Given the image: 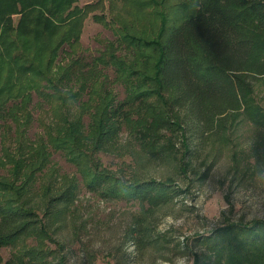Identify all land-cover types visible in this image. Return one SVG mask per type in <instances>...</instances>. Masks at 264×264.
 Returning <instances> with one entry per match:
<instances>
[{
	"label": "trees",
	"instance_id": "trees-1",
	"mask_svg": "<svg viewBox=\"0 0 264 264\" xmlns=\"http://www.w3.org/2000/svg\"><path fill=\"white\" fill-rule=\"evenodd\" d=\"M108 3L124 5L126 14L108 18L92 14L112 30L115 44L96 55L87 71L74 56L83 21L94 4L0 0V119L10 116L17 130L12 135L15 152L5 135L0 137L5 159L4 172L0 170V247L46 236L44 219L74 201L78 184L73 178L58 181L55 170L46 167L48 146L68 155L89 191L135 201L150 210L185 190L170 175L160 179L135 171L125 175L102 165L98 152L115 146L123 127L146 162L177 160L178 171L187 176L194 170L187 156L190 147L220 142L237 119L246 118L264 132V107L255 97L256 86L264 82V0ZM64 44L72 58L60 64L56 58ZM121 46L130 47L134 57L116 53ZM98 64L114 67L124 84L122 98L107 88L100 72H94ZM53 66L58 68L55 79L50 75ZM76 80L78 88L70 91ZM32 92L60 100L59 106L50 105L59 128L52 132L53 126H43L47 142L25 137ZM84 93L77 115L68 118L56 112L65 100ZM84 113L89 116L86 126ZM232 156L235 159L234 151ZM45 172L49 177L35 198L34 182ZM150 214L136 213L127 229L141 248L160 247L166 239L154 231ZM201 239L209 253L195 254L193 264H264V218L228 220ZM44 250L27 247L16 260L45 264Z\"/></svg>",
	"mask_w": 264,
	"mask_h": 264
},
{
	"label": "rangeland",
	"instance_id": "rangeland-1",
	"mask_svg": "<svg viewBox=\"0 0 264 264\" xmlns=\"http://www.w3.org/2000/svg\"><path fill=\"white\" fill-rule=\"evenodd\" d=\"M86 2L94 5L89 6L90 11L83 21L74 58L78 59L82 69L88 71L93 58L107 51L109 45L113 47L115 44L112 30L94 19L92 14L102 13L106 18L119 17L122 12L125 13V6L116 3L110 5L109 0H77L79 5ZM66 50L68 46L64 44L56 58L60 64L72 58ZM118 52L126 59L134 57L130 47L121 46ZM55 70H58L57 66H53L50 71L54 79L57 75ZM93 70L101 73L105 85L117 98L123 97L124 84L116 78L114 67L98 64ZM63 84L61 88L64 89ZM78 84V80L72 83L70 91L76 90ZM62 91L67 94L65 90ZM85 93L79 99L77 96L65 100L61 108H55L56 112H62L68 118L77 115ZM255 97L264 107V82L256 86ZM51 103L54 107L57 104L59 106L60 100L42 98L32 92L27 106L31 114L30 121L24 131L29 140L42 138L47 142L48 135L43 130L46 123L53 126L50 127L52 132L59 128L55 123L57 116L50 108ZM88 118V114L84 113V126ZM237 120L220 142L210 141L197 149L193 145L190 147L187 156L194 170H190L188 176L178 171L175 165L177 160L146 162L136 152L139 151L138 143L130 139L124 127L118 133L115 146L98 152L102 165L118 173L127 175L135 171L159 179L170 175L184 188L185 191L171 202L150 210L147 205L142 208L135 201L99 197L89 191L68 155L62 149L48 146L46 167L55 170L58 181L62 182L65 177L70 180L73 178L78 184L74 201L66 210L44 219L46 236H29L14 245L1 246L0 264H20L16 257L27 247L44 248L45 264H193L195 254L202 256V253H209L201 237L213 234L216 227L228 220L247 222L253 218H264V132L246 118ZM0 122L5 125L0 128V137L5 135L7 144L10 142V150L15 152L16 142L12 138L17 131L15 122L8 115H4ZM233 151L235 159L232 158ZM4 160L0 148L2 172L4 167L1 163ZM48 177V172H45L34 182L32 194L35 198L40 195L41 185ZM50 179L55 181L53 176ZM142 211L151 212L154 231H159L166 238L162 246L141 248L128 236L127 229L132 217ZM40 239H43L41 243ZM203 261L206 263L205 258ZM24 264L32 263L24 260Z\"/></svg>",
	"mask_w": 264,
	"mask_h": 264
}]
</instances>
